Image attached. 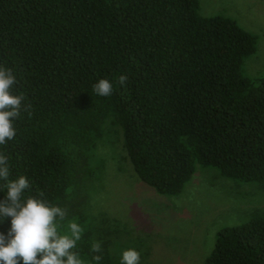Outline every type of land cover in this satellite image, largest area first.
Returning a JSON list of instances; mask_svg holds the SVG:
<instances>
[{
    "label": "trees",
    "instance_id": "1",
    "mask_svg": "<svg viewBox=\"0 0 264 264\" xmlns=\"http://www.w3.org/2000/svg\"><path fill=\"white\" fill-rule=\"evenodd\" d=\"M199 8V0H0V65L32 105L0 150L10 179L32 185L26 194L41 190L67 210L61 232L70 220L85 229L86 261L95 240L99 264H120L134 248L118 216L88 208L106 161L99 151L112 144L161 194H180L198 166L205 180L218 173L264 192V76L244 73L258 36ZM101 78L113 82L111 96L93 92ZM10 226L5 217L0 233ZM203 264H264V214L218 230Z\"/></svg>",
    "mask_w": 264,
    "mask_h": 264
},
{
    "label": "rangeland",
    "instance_id": "2",
    "mask_svg": "<svg viewBox=\"0 0 264 264\" xmlns=\"http://www.w3.org/2000/svg\"><path fill=\"white\" fill-rule=\"evenodd\" d=\"M199 4L202 15L228 16L258 36L244 73L251 79L263 77L264 0H199ZM99 155L106 161L88 208L119 217L130 229L142 264H203L218 230L264 214V192L248 182L218 173L205 180L198 166L180 194L165 195L136 178L121 143ZM129 242L130 237L123 238V243Z\"/></svg>",
    "mask_w": 264,
    "mask_h": 264
},
{
    "label": "clouds",
    "instance_id": "3",
    "mask_svg": "<svg viewBox=\"0 0 264 264\" xmlns=\"http://www.w3.org/2000/svg\"><path fill=\"white\" fill-rule=\"evenodd\" d=\"M128 77L121 74L116 83L125 87ZM17 77L11 67L0 65V146H7L16 138L14 121L21 113L32 115L31 103H24L23 95L15 94L13 89ZM98 96L113 94V82L101 78L92 85ZM9 157L0 150V221L11 218L7 235L0 233V264H91L102 260V242L95 240L90 246V261L82 258L78 242L85 229L75 220L67 224V231L61 232V221L67 217V210L50 204L45 193L36 190L25 175L10 179ZM141 253L135 248L122 251L120 264H140Z\"/></svg>",
    "mask_w": 264,
    "mask_h": 264
}]
</instances>
